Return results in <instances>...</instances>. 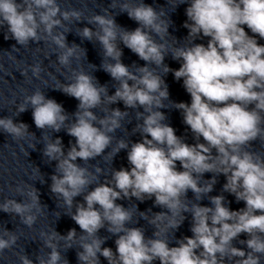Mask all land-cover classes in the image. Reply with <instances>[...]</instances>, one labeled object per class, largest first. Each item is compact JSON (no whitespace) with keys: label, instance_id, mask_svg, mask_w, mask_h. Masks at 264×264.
Listing matches in <instances>:
<instances>
[{"label":"clouds","instance_id":"9594fccd","mask_svg":"<svg viewBox=\"0 0 264 264\" xmlns=\"http://www.w3.org/2000/svg\"><path fill=\"white\" fill-rule=\"evenodd\" d=\"M180 5H186V43L169 31L171 13L145 0L118 4V14L126 13L138 25L132 30L117 23L112 11L117 0L86 19L81 9L62 8L58 0H0V28L6 27L5 40H15L12 50L30 42L54 45L58 64L72 73L57 89L78 101L70 117L62 104L37 89L16 108L19 115L31 107L36 128L63 129L74 138L65 153L61 138L44 136L43 156L56 161L50 190L80 229L79 235L76 228L66 235L55 228L42 231V248L49 251L35 261L18 254L20 264H69L63 253L73 248L78 264H101V257L107 264H264V152L253 147L257 141L264 147V0H178L173 7ZM84 20L94 28H79L77 35L101 45L100 67L116 82L112 94L92 73L72 68V61L86 57V51L69 45L65 33L71 31L69 24ZM205 39L206 44L198 42ZM120 44L144 64L123 63ZM168 56L179 62L178 69L165 63ZM31 72L40 78V64L31 66ZM168 73L182 81L190 102L170 99ZM165 101L181 112L193 143L166 122ZM121 102L125 110L111 107ZM129 109L136 110L133 133L140 139L135 142L114 135L125 128ZM0 131L15 141L35 136L28 124L12 116L0 117ZM121 150H127L128 167L112 169L103 182L101 167L86 166L100 156L112 161ZM220 175L225 177L222 193L243 207L233 210L223 194L209 195ZM15 192L24 199L6 198L0 211L31 228L46 206L33 185H17ZM78 196L81 202L75 201ZM206 197L210 206L201 203ZM133 198H154L162 211L141 212L135 204L117 203ZM186 214L192 235L177 238ZM140 219L153 228L151 236L143 227L130 226ZM101 229L116 237L115 250L104 246L109 236H100ZM18 239L14 231L0 230V256Z\"/></svg>","mask_w":264,"mask_h":264}]
</instances>
